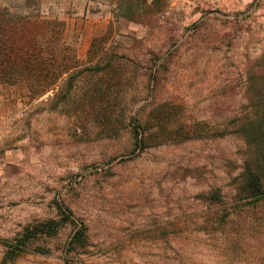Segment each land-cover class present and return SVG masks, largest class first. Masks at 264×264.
<instances>
[{"label":"rangeland","instance_id":"374dc122","mask_svg":"<svg viewBox=\"0 0 264 264\" xmlns=\"http://www.w3.org/2000/svg\"><path fill=\"white\" fill-rule=\"evenodd\" d=\"M137 2L85 49L64 36L79 81L109 62L88 59L96 37L127 60L109 106L0 82V264H264V194L235 196L245 119L264 112V0Z\"/></svg>","mask_w":264,"mask_h":264},{"label":"trees","instance_id":"16d2710c","mask_svg":"<svg viewBox=\"0 0 264 264\" xmlns=\"http://www.w3.org/2000/svg\"><path fill=\"white\" fill-rule=\"evenodd\" d=\"M137 1L127 0V4H138ZM29 7L30 3L26 1V10L19 13L0 4V82L10 86L24 83L31 98L54 92L58 87L54 96L62 101L66 99L69 102L70 97L77 93L79 98L73 103L78 104L80 99V103L86 107H92L94 103L109 106L110 92L116 95L121 90L126 75L124 63L127 60L116 53L107 56L103 48V36L96 37L87 50L88 59L92 61L100 54L98 60L109 62L106 61L107 64L102 67L100 78L94 80L83 77L79 81L82 73L74 70L81 66V61L76 55V49L64 39V23L42 18L38 10L31 12ZM156 77L151 75L153 80ZM260 92L264 102V88ZM74 108L77 111V105ZM130 119L133 123L136 120L132 116ZM138 121L133 130L140 136V142H143L149 138V123L145 115ZM243 127L251 158L244 163L235 196L238 199L259 198L264 194V112L247 116ZM189 135L186 132L185 137ZM210 197L214 201L221 200L217 191H212ZM39 233L48 231L42 230ZM84 237L83 229H78L68 243L69 249L73 251L83 248Z\"/></svg>","mask_w":264,"mask_h":264},{"label":"crops","instance_id":"0c3cea01","mask_svg":"<svg viewBox=\"0 0 264 264\" xmlns=\"http://www.w3.org/2000/svg\"><path fill=\"white\" fill-rule=\"evenodd\" d=\"M116 1L38 0V9H40L39 12L43 16L42 18L64 23V36H67L70 32L78 31L80 35L79 43L82 42L85 49L91 37L103 34L110 25V21L114 18ZM0 4L14 12L22 13L26 10V0H0ZM2 96L0 95V119L5 111Z\"/></svg>","mask_w":264,"mask_h":264}]
</instances>
